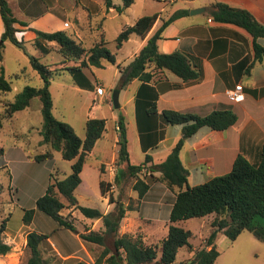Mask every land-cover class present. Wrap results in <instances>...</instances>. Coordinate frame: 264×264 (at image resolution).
<instances>
[{
    "label": "trees",
    "instance_id": "16d2710c",
    "mask_svg": "<svg viewBox=\"0 0 264 264\" xmlns=\"http://www.w3.org/2000/svg\"><path fill=\"white\" fill-rule=\"evenodd\" d=\"M133 1L123 0L122 6H115L112 0H104V5L107 10L115 7L121 11ZM188 12L187 9L176 10L145 40L132 60L124 68H120L121 76L117 88L134 78L141 80L146 86L145 83L149 82L152 76L148 70L151 64L157 69L169 70L184 81L197 77V71L183 53L179 51L163 53L159 52L157 47V40L161 38L163 29L171 21L187 15ZM209 13L213 20L242 27L252 36L254 57L248 64L246 73H249L253 63L264 62V46L257 41L258 38H264V24L260 23L249 10L233 7L223 2H214ZM157 17V13L142 15L135 19L133 24L124 26L114 39L116 48H119L133 33L145 36ZM0 18L4 26V30L0 34L1 60L5 41L24 48V42L15 36V23L26 24L17 20L7 0H0ZM34 32L36 34L35 46L45 53L48 48L43 46V42H54L62 60L56 64H45L38 57L27 54L31 66L42 79V85L39 87L26 85L16 92L14 99L6 103V117H11L14 112L24 109L33 97H38L42 116L39 131L41 143L48 144L50 149L30 157L36 161L50 160L53 158L52 151H58L63 159L71 161V171L62 179L53 178L44 193L35 200V208L24 210L22 220L26 225L31 223L35 209L42 211L58 224V227L50 233L36 230L26 233L25 247L29 252L27 264H47L40 249L43 239H48L50 235L61 229L76 231L73 223L60 213L65 204L57 194L66 199L68 207L79 209L87 218L101 220L103 228L100 231L88 228L84 232H78L82 240L103 246L95 260L96 264H178L176 262L177 251L181 246L191 248L188 239L192 232L176 223L193 217L203 218L213 215L210 230L205 239V246L196 252L193 259L187 260L184 264H214L219 255L215 241L220 234H224L230 241H233L240 233L249 231L257 239L264 240V140L256 163L237 154L227 171L217 173L196 185H189L188 170L180 159L179 154L185 139L192 136L199 128L206 126L212 130L222 131L232 126L237 120V114L231 110L217 109L205 115L163 110L161 113L163 122L181 124L182 136L172 147L165 160L149 166L146 165L151 159L149 154H145L144 161L139 164L130 163L124 121L121 116L117 120V144L119 146L117 162L118 164L125 163L126 167L117 169L115 181L118 182L120 173L135 177L133 189L138 191L140 199L148 193L150 187V183L139 176L140 173L153 176V182L161 181L168 189L174 190L167 216L168 231L166 236L159 241L160 244H145L140 236L118 233L125 211L122 208L123 203L116 200L111 193L108 200L109 203H114V209L108 212L103 213L97 208L80 205L74 190L81 182L85 155L92 149L96 140L101 137L105 130L106 120L98 117L88 118L85 121L84 137L80 138L71 125L53 115V102L49 90L50 80L53 76L67 71L71 74L76 85L92 90L97 85L92 67H102L105 62L116 64L115 55L106 47L102 33L99 38L95 39L92 46L85 47L81 39L76 35L68 34L65 30L48 32L34 29ZM116 65L120 67L119 64ZM13 77L17 78L18 74H14ZM11 78L12 76L7 78L3 71L0 72V93L12 89ZM156 96L157 93L154 92L150 102L143 103L144 112L148 116H153L156 113ZM140 108H142L140 101L137 100V116L140 114ZM152 136L153 141L146 143L144 136L141 135L143 151L157 144V135L153 134ZM3 152V148L0 146V156L3 155ZM155 172H158L159 175L155 176L153 174ZM107 185L109 183L105 180H99L102 196H105L109 190ZM8 218L9 214L0 220V255L11 251V246L4 241ZM109 239H111L112 247L106 245V241ZM207 246H209L208 249Z\"/></svg>",
    "mask_w": 264,
    "mask_h": 264
},
{
    "label": "rangeland",
    "instance_id": "374dc122",
    "mask_svg": "<svg viewBox=\"0 0 264 264\" xmlns=\"http://www.w3.org/2000/svg\"><path fill=\"white\" fill-rule=\"evenodd\" d=\"M9 1L15 14L21 15L23 12L18 7L17 1ZM35 1L40 5V8L36 10L39 12L45 6L48 7L50 0ZM205 1L207 0H193L191 4L186 3L184 0H174V3L169 5L164 0H134L133 3L121 11H118L115 7L107 10L104 0H55L54 4L51 5H54L55 9L62 13L65 21L64 24L67 27L69 25L66 28L68 34L75 36V32L77 31L78 36H76L81 39L83 46L90 47L102 33L103 39L106 41L105 45L115 55L116 62L124 65L129 62L130 58L128 57L130 52L133 51L135 42L140 38L138 34L133 33L129 41L123 42L119 48H116L114 39L124 26L133 24L135 19L146 14L159 13L162 15V18L168 19L172 15L171 13L176 10L188 9L190 12L192 9H195V7L192 8L193 6H198ZM112 3L115 6H122L123 0H112ZM196 8H200V6ZM35 52L30 44L26 43L24 48H20L9 41H6L3 49V59L7 74L10 76V74L16 73L18 77L12 76V89L10 91L0 93V146L7 153V155L3 156L4 161H2V156H0V220L9 214L6 222L4 241L11 246L9 253L0 255V264H27L29 252L25 247L24 232L37 228L44 231L43 233H50L58 227L57 222L37 209H35L33 219L29 225L24 224L22 217L24 210L35 208V200L44 193L48 183L53 178L62 179L71 171V161L63 159L58 151H52L53 155H55L54 158L50 160L46 159L42 162L26 158L22 159L17 156V152L19 151L17 147L21 151L25 149L36 154L50 149L46 143H43V147L36 143L40 138L39 131L42 124L38 97H34L31 100V105L27 108L28 112H30L28 116H24L25 112H23L14 113V116L11 118L6 117V102L12 101L17 91L26 85L33 87L42 85V79L31 66L27 54L30 53L38 57L45 64L56 62L60 60V57L62 60V56L55 51L44 53L39 49L38 53ZM69 64H72V62H69ZM58 66L61 65L58 64ZM117 70L116 64L111 63L94 68V73L97 77V86L95 85L96 88L94 87L97 95L94 103L100 105L96 115L97 117L106 118L108 128V138L106 140L108 147L106 150L98 149L95 156L88 157L85 160L81 172L82 183L74 190V194L80 205L103 211L107 207V199L111 192L116 200L123 203L122 208L125 213L133 215V210L135 209L133 207L140 202L138 191L133 189L135 177L120 173L118 182H116L114 164H111V167L108 166L109 164L102 165V167L99 164H95L99 158H105V161H109L111 156L112 136L114 133L110 129L112 128L110 119L111 109L108 107L107 102L109 101L112 105L111 94L114 90H118L120 73ZM9 76L6 75L7 78H10ZM251 78L250 76H244L242 83L248 85L251 82ZM258 79H261V77L258 76ZM72 82L74 83V80L67 71H63L61 74L51 78L49 90L53 102L52 113L59 120L71 125L75 133L80 138H83L84 120L89 115L86 114V111L91 105L95 104L89 98L91 95L88 92L82 93ZM99 87L103 88L102 93L97 92ZM247 100L244 101V104L247 103ZM116 110L118 109L112 107V112H116ZM128 137V141H130V135ZM173 146L168 148L167 144L162 145L158 149V153L154 155V161L160 163L165 160ZM128 150L131 155L130 160L134 164L144 161L143 156V158L139 157L140 149L135 147L132 140L130 141ZM181 158L191 173L188 177L189 184L202 183L211 176L208 169L201 167L203 178L202 180H195L192 175V167L188 164V157L184 153L181 155ZM251 159L258 161V156H254L252 152ZM106 165L110 168L105 169ZM125 167V163H121L119 166L121 169H125ZM153 174L155 176L159 175L158 172ZM139 176L153 185L148 194L142 199L143 203H141V209H139L142 212V216L149 219L151 223L148 222L149 220H146V223L142 224L146 231L144 237H142V231L138 229H135V236L140 235L145 244H160L159 241L166 236L168 231L167 228L163 227V220L167 219V210L165 206L155 207L153 203L161 201L160 199L165 197V199L169 198L171 194H174V190L166 189V186L161 181L157 180L153 182V176L150 177L148 174L140 173ZM100 179L109 183L107 185L109 190L106 196H102L100 193ZM57 195L65 204L60 213L73 223L77 232H84L91 227H94L91 228L94 231H100L103 228L101 221L97 223L94 219L85 217L79 209L68 207L66 199L60 194ZM113 209L114 207L111 210ZM212 218L213 215L203 218L193 217L176 223L192 232L191 237L188 239L191 248L181 246L177 251L176 262L178 264H184L187 260L193 259L196 252L205 246V239L210 230ZM61 230L75 234V231L69 229ZM61 230L54 232L48 239H43L40 243L41 254L47 264H89V262L96 264L95 260L103 249V246L98 244L94 248L92 245L87 244L91 247L90 250L93 251L92 261L86 257L87 255L83 254L78 255L81 258L62 260L60 256L54 254V251H50L54 248V244L58 242V232ZM239 235L234 241H230L227 237L225 238V243H217L216 241L217 249L221 250V253L214 261V264H264V240L257 239L249 231H244ZM106 245L112 247L111 239L106 241ZM206 248L208 249L209 246Z\"/></svg>",
    "mask_w": 264,
    "mask_h": 264
},
{
    "label": "crops",
    "instance_id": "0c3cea01",
    "mask_svg": "<svg viewBox=\"0 0 264 264\" xmlns=\"http://www.w3.org/2000/svg\"><path fill=\"white\" fill-rule=\"evenodd\" d=\"M7 1L11 6L10 1ZM16 1L18 7L21 8L23 13L21 15H16L11 6L13 14L18 21L24 22L26 25L19 22L15 23V36L18 40H22L24 45H26V43L30 44L33 50L36 51L35 53L39 52V48L34 44L36 38L34 29L51 32L56 30L66 31V28L69 27V25L67 27V25L64 24L65 21L62 13L55 9L54 5H51L54 4L55 0H50L48 7L45 6V8L39 12L36 10L40 8V5L35 0ZM164 1H167L169 5L174 3V0ZM184 1L186 3H191L193 0ZM214 2H223L233 7L245 8L249 10L260 23L264 24V0H207L202 4L200 3L198 6L192 7L196 8L200 6V8H203V11L194 14L188 12L187 15H183L171 21L161 32V38L157 40L158 51L163 53L179 51L183 53L189 59L193 68L197 71V77L184 81L169 70L157 69L151 64L148 70L152 73V76L150 81L145 83L146 86L137 78H134L125 85L120 86L118 88V110H116V112H112L113 105H111L109 101L107 102L108 107L111 109L110 119L112 128L110 129H112L114 133L112 136L110 160L105 161V158H99L95 164H99L101 167L105 164H109L108 166L114 164L115 171L117 173V169L120 166L117 162L119 148L117 144V120L120 116L123 118L125 125L127 150L129 148L130 141L132 140L135 147L140 149L139 157H145V154H149L151 156L150 161L146 163V165L149 166L150 164L158 163L154 161V155L158 153L157 151L160 147H162V145L167 144V147L169 148L173 146L182 136L181 124H166L163 122L161 119V113L163 110H174L193 113L196 115H205L217 109L234 111L237 114L236 122L229 128L222 131L212 130L206 126L199 128L192 136L188 137L184 141L180 150V159L182 164L184 165L181 155L185 153L186 157H188V164L192 167L191 170L194 179L202 180L203 177L201 167H205L210 171L211 176L209 178H211L217 173L227 171L237 154L243 155L252 163L257 162L251 159V155L253 152L254 156L257 155L259 159L260 148L264 140V62L257 61L253 63L249 73H246L247 66L250 62H252L254 57L252 47L253 38L242 27L232 23L217 22L213 20L209 11L212 9ZM157 14L158 17L150 31L145 36L139 35L140 38L135 42L134 49L130 52L128 57L130 58L129 62L144 44L145 40L156 29H158L164 20L167 19L162 18V15L159 13ZM3 30L4 26L0 18V34ZM75 34L77 35V31ZM131 35L125 42L131 39ZM257 41L264 46V38H258ZM43 46L48 48L47 52L55 51L59 53L54 42H43ZM3 58L4 57L2 56V59L0 60V72L3 71L5 76H9L6 72L5 61ZM53 60L55 59L53 58ZM60 61L61 57L60 60L56 62H49L47 64H56ZM128 63L122 65L116 62V64L120 65V67H117V71L120 73V76V68H124V66ZM105 64L107 63L105 62L103 66ZM94 68L95 67H92L93 73ZM14 74H10V76H13ZM94 75L96 77L95 73ZM244 76L252 77L251 82L248 85H244L242 83ZM258 76H260L261 79H258ZM52 78H54V76ZM237 83L242 84L244 97L240 102H233L226 97L225 90L232 88ZM73 84L82 93L85 91L88 92L89 95H91L89 98L94 103L97 95L95 92L97 85L94 89L89 90L81 88L75 83ZM154 92L157 93V98L155 99L156 113L153 116H148L144 112L143 103L147 104L150 102L151 96ZM31 100L27 107L14 113L25 112L24 116H28L30 112H28L27 108L31 105ZM137 100L140 101V107H142L140 108V114H138V116L136 113ZM246 100L247 103L244 104V101ZM94 104L95 105H91L86 111V114L89 115L85 117L84 121L88 118L97 117L96 114L100 105L98 103ZM40 107L41 104L39 105V111ZM14 113L11 117L14 116ZM104 119L106 120V118ZM107 130V124L105 123L104 132L101 137L96 140L92 149L85 155V160L88 157L95 156L98 149H107ZM145 134L149 135L146 136ZM153 134L157 135V144L153 147L147 148L146 151H143L141 135L144 136V141L146 143H150L153 141ZM128 135H130V141H128ZM36 143L43 147L44 144L41 143V135ZM17 149H19L17 152L18 158L34 160L30 156H33L36 153H32L31 151H27L25 149L21 151L19 147H17ZM128 154L130 163L134 164L130 160L131 155L129 150ZM4 155H7V153L3 152L2 161H4ZM54 157L55 155H53V158ZM141 162L143 161L137 163L139 164ZM108 166L106 165L105 169L111 167ZM184 166L186 167V165ZM190 175L191 173L188 171V177ZM81 183L82 177L79 184ZM152 187L153 185L150 184L149 191ZM166 189L168 188L166 187ZM147 194L148 193H146L140 199V202L133 207L135 208L133 210L134 212L132 211L133 215L124 213V217L120 221L118 233L120 232V234L135 236V229H138L142 231V237H144L146 231L144 230L142 224L146 223V220L149 219L143 217L142 212L139 209H141L140 205L143 203L142 199ZM171 197L172 194L167 199H165V197L160 199L161 201L154 202L153 205H155V207L165 206L168 216ZM113 207L114 203L110 204L107 199V207L102 212H108ZM94 220L97 221V223H99L98 221H101L100 219ZM148 222L151 223L150 220ZM163 227L168 229L167 219L163 220ZM35 230L42 233L44 232L37 228ZM28 231H30V229L24 232V242H26V233ZM58 233V242L54 244V248L50 251H54V254L60 256L62 260L81 258V256L78 255L83 254L87 255L86 257L92 261L93 251L90 250L91 247L87 244L92 245L93 248L96 247L95 245L97 244L82 240L78 236L77 231L74 232L75 234L69 233L65 230H61ZM225 238L226 236L224 234H220L217 236L216 241L217 243H225ZM216 241L215 245L217 248ZM49 246L51 247V245ZM218 251L220 254L221 250ZM89 264L91 263L89 262Z\"/></svg>",
    "mask_w": 264,
    "mask_h": 264
},
{
    "label": "built area",
    "instance_id": "2783aa9c",
    "mask_svg": "<svg viewBox=\"0 0 264 264\" xmlns=\"http://www.w3.org/2000/svg\"><path fill=\"white\" fill-rule=\"evenodd\" d=\"M102 91H103V88H101V87H99L97 89L98 93H102ZM225 95L229 100H231L233 102H240L244 97L242 84L237 83L232 88L226 89ZM117 129H118V127H117Z\"/></svg>",
    "mask_w": 264,
    "mask_h": 264
},
{
    "label": "water",
    "instance_id": "95a60500",
    "mask_svg": "<svg viewBox=\"0 0 264 264\" xmlns=\"http://www.w3.org/2000/svg\"><path fill=\"white\" fill-rule=\"evenodd\" d=\"M203 11V8H195L190 11L191 14L199 13ZM119 91L116 89L111 94V103L114 108H119V100H118Z\"/></svg>",
    "mask_w": 264,
    "mask_h": 264
}]
</instances>
